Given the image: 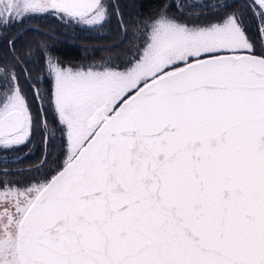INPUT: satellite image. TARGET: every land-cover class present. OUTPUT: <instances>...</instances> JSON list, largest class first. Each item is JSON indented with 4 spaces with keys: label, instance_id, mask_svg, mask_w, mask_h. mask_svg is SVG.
<instances>
[{
    "label": "snow or ice",
    "instance_id": "snow-or-ice-1",
    "mask_svg": "<svg viewBox=\"0 0 264 264\" xmlns=\"http://www.w3.org/2000/svg\"><path fill=\"white\" fill-rule=\"evenodd\" d=\"M214 7L218 22L189 26L162 6L123 70L45 53L68 154L42 183L0 182V264H264V0L249 5L256 40L241 11ZM37 13L89 26L110 14L103 0H0L17 62L0 66L4 149L41 123L3 35Z\"/></svg>",
    "mask_w": 264,
    "mask_h": 264
},
{
    "label": "trees",
    "instance_id": "trees-1",
    "mask_svg": "<svg viewBox=\"0 0 264 264\" xmlns=\"http://www.w3.org/2000/svg\"><path fill=\"white\" fill-rule=\"evenodd\" d=\"M213 1H217L215 5H232L227 11H241L248 34L254 40L258 38L260 22L250 10L251 0H212L207 7L190 13L192 17L188 21L184 20L183 16L180 17L181 8L177 7L183 1L105 0L112 13L117 9L123 13L121 17L115 13L105 28L93 33L60 22L51 14L36 20L12 24L3 35L16 40V55L23 57V62L16 69L20 76V85L28 98L34 117L41 123L37 124L28 142L0 155V182L7 181L18 188L42 183L51 179L64 165L68 148L67 138L54 108V82L46 64V52L54 56L62 67L86 69L106 61L109 66L122 69L129 66L133 58L138 56L137 49L143 47L146 38L143 35L144 25L150 22V18L155 17L162 6L167 5L168 15L181 22L204 25L218 22L224 15V11L211 5ZM120 20L127 26L126 36L120 27ZM262 50L264 49L257 43L256 53L259 55ZM5 62L7 67L17 63L13 60L3 36H0V66H4ZM21 68L31 75L30 80L20 71ZM34 83L45 96L42 115L38 111L40 104L33 99L31 85ZM45 121L46 128L43 126ZM9 154H15V157L9 158ZM5 170L7 175H4Z\"/></svg>",
    "mask_w": 264,
    "mask_h": 264
},
{
    "label": "rangeland",
    "instance_id": "rangeland-1",
    "mask_svg": "<svg viewBox=\"0 0 264 264\" xmlns=\"http://www.w3.org/2000/svg\"><path fill=\"white\" fill-rule=\"evenodd\" d=\"M183 1V2H182ZM212 0H179V2L181 3V5H182V8H183V10H180V13H182V14H180V17H182L183 16V19L184 20H186V21H188V20H190L191 19V17L192 16H190V13H194V12H196V11H198V10H200V9H202V8H204V7H207L206 5L208 4V3H210ZM103 2L106 4V2H105V0H103ZM217 3V1H213L212 2V4L211 5H215ZM107 5V4H106ZM193 5V6H192ZM202 11V10H201ZM109 12H110V14H109V16H108V18H107V20L103 23V25L101 26V25H94V26H89V25H79V24H76V23H67V24H71V25H73V26H75V27H77V28H79V29H81V30H83V31H86V32H89V33H93V31H97L98 29H101V28H105L106 27V25L108 24V23H110L111 21H112V18L114 17V14L116 13H112L111 12V10L109 9ZM119 12H120V15L118 16V17H121V13H123L122 11H120L119 10ZM186 14V15H185ZM44 15H47V13H37V14H31L28 18H26L23 22H25V21H27V20H36L37 18H41L42 16H44ZM53 16V15H52ZM55 17V16H54ZM56 18V17H55ZM57 19V18H56ZM58 21H60V22H62L61 20H59V19H57ZM121 21V20H120ZM180 21V20H179ZM19 23V22H18ZM16 24V23H15ZM189 26H192L191 24H189ZM109 32V31H108ZM144 32H145V29H143V35H144V37H146V35L144 34ZM147 38V37H146ZM145 38V39H146ZM145 41V40H144ZM105 66H109V64L106 62V61H102L101 62V64H96V65H93L92 67H90V68H96V69H102L103 67H105ZM62 67V66H61ZM126 67H128V66H125L124 68H126ZM63 68H71V67H63ZM90 68H86V69H84V68H71V69H73V70H76V69H79V70H88V69H90ZM124 68H122V69H119V70H123ZM49 71H50V69H49ZM51 77H53L52 75H51ZM53 82H54V77H53ZM33 113V112H32ZM33 115H34V113H33ZM35 129V128H34ZM34 129H33V131H34ZM33 131H32V133H33ZM32 133H31V135H32ZM31 135H30V137H29V139L31 138ZM22 145H24V144H22ZM22 145H18V146H14V147H12V148H10V149H4V148H2V147H0V155H3V154H6L5 152H11V151H13L15 148H18V147H20V146H22ZM67 152H68V148H67ZM12 157V158H11ZM13 157H15V154H9V158H11V159H13ZM66 158L67 157H65V160H66ZM65 162V161H64ZM36 184H39V183H33V184H30V185H28V186H25V187H29V186H32V185H36ZM25 187H23V188H25ZM23 188H21V189H23Z\"/></svg>",
    "mask_w": 264,
    "mask_h": 264
},
{
    "label": "flooded vegetation",
    "instance_id": "flooded-vegetation-1",
    "mask_svg": "<svg viewBox=\"0 0 264 264\" xmlns=\"http://www.w3.org/2000/svg\"><path fill=\"white\" fill-rule=\"evenodd\" d=\"M67 154H68V152H67ZM65 157H67V155Z\"/></svg>",
    "mask_w": 264,
    "mask_h": 264
}]
</instances>
